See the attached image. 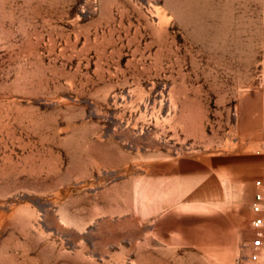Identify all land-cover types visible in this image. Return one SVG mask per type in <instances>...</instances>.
Listing matches in <instances>:
<instances>
[{
    "label": "rangeland",
    "instance_id": "1",
    "mask_svg": "<svg viewBox=\"0 0 264 264\" xmlns=\"http://www.w3.org/2000/svg\"><path fill=\"white\" fill-rule=\"evenodd\" d=\"M263 154L264 0H0V264H238Z\"/></svg>",
    "mask_w": 264,
    "mask_h": 264
},
{
    "label": "built area",
    "instance_id": "2",
    "mask_svg": "<svg viewBox=\"0 0 264 264\" xmlns=\"http://www.w3.org/2000/svg\"><path fill=\"white\" fill-rule=\"evenodd\" d=\"M253 195L249 202L251 238L238 264H264V174L253 181Z\"/></svg>",
    "mask_w": 264,
    "mask_h": 264
},
{
    "label": "crops",
    "instance_id": "3",
    "mask_svg": "<svg viewBox=\"0 0 264 264\" xmlns=\"http://www.w3.org/2000/svg\"><path fill=\"white\" fill-rule=\"evenodd\" d=\"M256 154H259L258 152H256ZM263 160H264V154H263ZM261 174H264V163H263V170H262V173ZM253 185V184H252ZM253 191H254V187H253ZM253 195V194H252ZM252 198V197H251ZM251 200V199H250ZM250 210V209H249ZM250 216L252 217V213L250 212ZM250 217V218H251Z\"/></svg>",
    "mask_w": 264,
    "mask_h": 264
}]
</instances>
